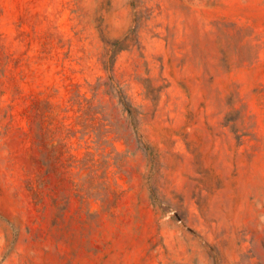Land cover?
<instances>
[{
    "label": "rangeland",
    "instance_id": "rangeland-1",
    "mask_svg": "<svg viewBox=\"0 0 264 264\" xmlns=\"http://www.w3.org/2000/svg\"><path fill=\"white\" fill-rule=\"evenodd\" d=\"M0 264H264V0H0Z\"/></svg>",
    "mask_w": 264,
    "mask_h": 264
}]
</instances>
